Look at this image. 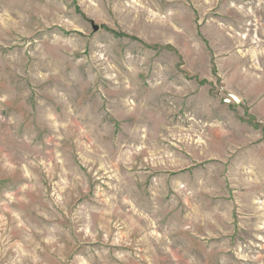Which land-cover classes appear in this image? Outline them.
I'll return each mask as SVG.
<instances>
[{"label": "rangeland", "instance_id": "1", "mask_svg": "<svg viewBox=\"0 0 264 264\" xmlns=\"http://www.w3.org/2000/svg\"><path fill=\"white\" fill-rule=\"evenodd\" d=\"M0 264H264V0H0Z\"/></svg>", "mask_w": 264, "mask_h": 264}, {"label": "water", "instance_id": "2", "mask_svg": "<svg viewBox=\"0 0 264 264\" xmlns=\"http://www.w3.org/2000/svg\"><path fill=\"white\" fill-rule=\"evenodd\" d=\"M92 28L94 31L98 30L99 26L95 23H92Z\"/></svg>", "mask_w": 264, "mask_h": 264}]
</instances>
